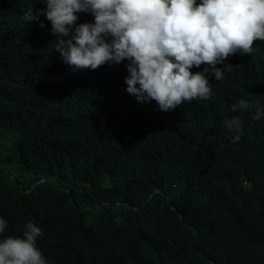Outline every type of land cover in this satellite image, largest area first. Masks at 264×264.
Wrapping results in <instances>:
<instances>
[{
  "label": "clouds",
  "instance_id": "clouds-1",
  "mask_svg": "<svg viewBox=\"0 0 264 264\" xmlns=\"http://www.w3.org/2000/svg\"><path fill=\"white\" fill-rule=\"evenodd\" d=\"M0 7V264H264V0Z\"/></svg>",
  "mask_w": 264,
  "mask_h": 264
},
{
  "label": "trees",
  "instance_id": "trees-1",
  "mask_svg": "<svg viewBox=\"0 0 264 264\" xmlns=\"http://www.w3.org/2000/svg\"><path fill=\"white\" fill-rule=\"evenodd\" d=\"M11 12L4 8L0 7V21L3 25L7 24L5 26V31L0 34V44L4 45V48L6 49V53L2 54L0 58V71L2 69H7L8 64L5 60L12 58L13 60L19 61L22 65L23 62L21 61L22 58L29 52L32 51L33 47L29 44H27L25 41L21 39L20 36H17L16 30L11 23ZM36 63H38V60H35ZM253 91V92H252ZM239 96H244V99H247L249 97V101L255 99L260 100L263 97V94L260 93L257 89H254L252 86L242 85L239 87L238 90ZM262 129L257 127L252 134H258L261 133Z\"/></svg>",
  "mask_w": 264,
  "mask_h": 264
}]
</instances>
